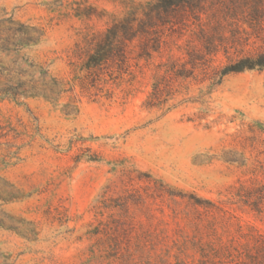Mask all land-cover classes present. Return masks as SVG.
Segmentation results:
<instances>
[{"label":"rangeland","instance_id":"rangeland-1","mask_svg":"<svg viewBox=\"0 0 264 264\" xmlns=\"http://www.w3.org/2000/svg\"><path fill=\"white\" fill-rule=\"evenodd\" d=\"M144 1L0 0V264L264 247V70L190 74L187 37L135 35Z\"/></svg>","mask_w":264,"mask_h":264},{"label":"trees","instance_id":"trees-1","mask_svg":"<svg viewBox=\"0 0 264 264\" xmlns=\"http://www.w3.org/2000/svg\"><path fill=\"white\" fill-rule=\"evenodd\" d=\"M135 11L129 19L136 25L135 35L149 38L157 50L165 37H187L190 53H186L188 58L182 67L190 64V74L197 67L211 69L210 63L218 53L224 61L210 70L214 79L264 70V0H145L137 3ZM194 200L196 206L202 202L211 205L207 200ZM204 217L196 219L197 227ZM205 218L208 228L213 229V219ZM214 240L200 232L187 239L192 246L184 252L191 253L185 258L183 252L180 264H264V247L254 251L229 249L217 247Z\"/></svg>","mask_w":264,"mask_h":264}]
</instances>
